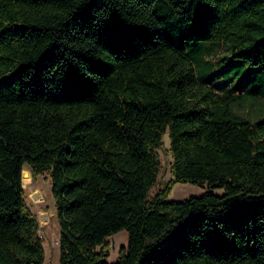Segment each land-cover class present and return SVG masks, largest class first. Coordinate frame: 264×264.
Masks as SVG:
<instances>
[{
  "label": "trees",
  "instance_id": "1",
  "mask_svg": "<svg viewBox=\"0 0 264 264\" xmlns=\"http://www.w3.org/2000/svg\"><path fill=\"white\" fill-rule=\"evenodd\" d=\"M213 43L245 67L224 92L196 71ZM259 97L264 0H0V264L43 261L25 165L49 173L59 264H264V116L238 111Z\"/></svg>",
  "mask_w": 264,
  "mask_h": 264
},
{
  "label": "rangeland",
  "instance_id": "2",
  "mask_svg": "<svg viewBox=\"0 0 264 264\" xmlns=\"http://www.w3.org/2000/svg\"><path fill=\"white\" fill-rule=\"evenodd\" d=\"M207 45L209 49L201 55V60L196 65V71L202 75H212L213 86L217 87L216 89L219 92H224L226 88L237 85L241 81L245 67L243 65L236 66L239 71L230 67L233 63L227 62V59L231 58V56L225 44L213 43ZM197 50L198 48H195L196 55L199 54ZM229 69L230 72L226 73V70L229 71ZM247 84L245 83V86ZM238 111L252 119L256 116H264V98L259 97L258 100L249 101ZM168 147L169 138L168 134L165 133L163 135V147L157 150L159 166L156 181L149 190L150 196L171 178L172 158ZM22 177L26 201L31 211L35 213L39 224L38 235L42 238L44 250L41 264H59V227L55 215L54 199L50 192L49 173L45 171L34 176L30 168L25 165L22 168ZM204 189L197 184L175 183L170 190L168 200H183L189 196L201 194ZM214 192L220 193L221 189H214ZM127 240L128 236L125 230H120L105 238L103 248L107 251L106 260L108 262H113L117 259L119 248L126 246ZM99 248L98 246L97 249Z\"/></svg>",
  "mask_w": 264,
  "mask_h": 264
}]
</instances>
